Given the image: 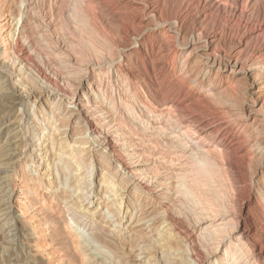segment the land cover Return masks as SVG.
<instances>
[{
    "label": "bare ground",
    "instance_id": "obj_1",
    "mask_svg": "<svg viewBox=\"0 0 264 264\" xmlns=\"http://www.w3.org/2000/svg\"><path fill=\"white\" fill-rule=\"evenodd\" d=\"M32 213L73 264H264V0H0V264L65 260Z\"/></svg>",
    "mask_w": 264,
    "mask_h": 264
},
{
    "label": "rangeland",
    "instance_id": "obj_2",
    "mask_svg": "<svg viewBox=\"0 0 264 264\" xmlns=\"http://www.w3.org/2000/svg\"><path fill=\"white\" fill-rule=\"evenodd\" d=\"M19 196L20 195L17 194L13 198L14 205H17L18 206L20 204V201L22 199ZM33 214L34 213H32V215L31 214H28L29 216L26 214L27 217L25 219V221L26 220L30 221V223L28 221H26V222H28L26 224H31L33 222L31 225H33V227H34V232L31 233L32 235H27L28 237H25L24 238L25 240L27 239L26 241L28 242L27 243L24 240V243H27L28 246H31L32 247V248L29 247L30 248L29 249V252L31 254H34L35 253V256L38 259H40V258H42V257H44L46 255H47L46 257L48 258V255H50L51 252L52 253H55V256L54 255L51 256L52 257L51 258L52 261L54 260V258L56 260L58 259V261H59L60 257L59 258L58 257L56 258V256H59L61 254H63V256H65V258H64L65 259L64 260L65 262L63 261L64 263L62 261H59V262H55L54 261L53 264H73L72 263L73 260H79L78 253H76L74 251V248H73V245L71 243V240L69 238H67L66 236H63V239L61 241V244L62 245H57L56 244V243H58V241H57L58 238H56V237H54V238L53 237L51 238V236L50 237L49 236L43 237L44 233L47 232L48 228L46 229V225H44V224H39L38 225L37 218L32 217V216H34ZM30 215H31V217H30ZM35 223H37V224H35ZM37 226H39V228ZM57 227L60 228V229H63L64 228L62 223H60ZM31 238H33V239H31ZM47 247H48V249H47ZM69 249H70V251H69ZM25 250L27 252L28 251V248L25 247Z\"/></svg>",
    "mask_w": 264,
    "mask_h": 264
}]
</instances>
